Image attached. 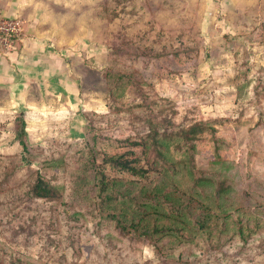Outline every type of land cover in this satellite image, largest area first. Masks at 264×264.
Here are the masks:
<instances>
[{"label": "rangeland", "instance_id": "374dc122", "mask_svg": "<svg viewBox=\"0 0 264 264\" xmlns=\"http://www.w3.org/2000/svg\"><path fill=\"white\" fill-rule=\"evenodd\" d=\"M9 1L0 0V18L17 20L23 36L38 33L34 43L59 55L66 93L41 98L45 89L35 94L32 87L30 107L17 114L0 97V249L6 258L20 264L164 263L151 247H129L104 221L97 224L96 214L72 195L90 148L112 154L123 151L118 142L143 135L145 123L119 102L139 93L115 82L120 71L143 84L148 103L173 102L178 121L215 127V136L204 135L197 145L195 163L227 188L232 207L264 201V0H15L19 14L6 16ZM6 45L0 42V52L18 53ZM22 111L26 156L35 163L28 168L19 166L12 141L14 117ZM135 153L148 163L140 149ZM167 155L180 158L173 150ZM44 161L57 165L47 176L63 186L62 196L49 203L27 194L32 171ZM180 251L191 264H264V229L246 244L234 237L219 250L199 240ZM178 254L174 250L165 264Z\"/></svg>", "mask_w": 264, "mask_h": 264}, {"label": "trees", "instance_id": "16d2710c", "mask_svg": "<svg viewBox=\"0 0 264 264\" xmlns=\"http://www.w3.org/2000/svg\"><path fill=\"white\" fill-rule=\"evenodd\" d=\"M23 37L22 33H0V39L8 40L10 48L18 53L23 50ZM116 75L115 82H125L124 90L139 92L136 97L131 95L132 101L119 102L145 123V129L141 137L130 135L118 142L123 151L110 154L89 149L86 169L77 174L72 195L79 196L83 205L96 214L97 224L104 221L119 240H128L129 247H151L163 264L171 260L174 250L179 254L173 264H191L182 259L180 249L199 240L216 243L220 250L229 239L236 237L246 244L260 234L264 229L260 212L264 201L254 208L244 202L232 207L227 188L196 166V147L204 135L215 136V127L206 121H178L173 102L161 99V103H148L141 90L143 84L133 73L120 71ZM64 96L62 93L60 98ZM14 119L17 127L12 141L19 147V166L28 168L35 163L26 156L29 145L25 113L19 112ZM136 149L142 151L148 163H141ZM170 150L178 152L180 158L171 160L167 155ZM150 156L154 163L149 161ZM54 169V162L44 161L32 171L27 194L33 201L49 203L62 196L63 186L53 182L56 176H47ZM151 174L156 175L154 179H150ZM6 256V252L0 254V264H20L19 258Z\"/></svg>", "mask_w": 264, "mask_h": 264}, {"label": "crops", "instance_id": "0c3cea01", "mask_svg": "<svg viewBox=\"0 0 264 264\" xmlns=\"http://www.w3.org/2000/svg\"><path fill=\"white\" fill-rule=\"evenodd\" d=\"M7 6L9 8L6 11L3 7L6 16L19 14V5L15 0H10ZM32 32L22 38L23 50L20 53L0 52V97L6 99V104L11 103L12 112L30 107L32 87L38 88L35 94L45 89L40 95L41 98L45 93L47 96L66 93L65 86L62 87L60 83L63 70L62 62L57 57L59 55L55 51H47L42 43H34L41 37L38 33L33 35ZM57 83L60 88L56 90Z\"/></svg>", "mask_w": 264, "mask_h": 264}, {"label": "built area", "instance_id": "2783aa9c", "mask_svg": "<svg viewBox=\"0 0 264 264\" xmlns=\"http://www.w3.org/2000/svg\"><path fill=\"white\" fill-rule=\"evenodd\" d=\"M20 25L19 22L15 19H9V18H0V33L7 34H15L18 35L20 33ZM3 41L6 43L7 47L10 48L11 45L8 40L6 39H0V42Z\"/></svg>", "mask_w": 264, "mask_h": 264}]
</instances>
